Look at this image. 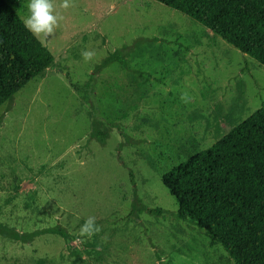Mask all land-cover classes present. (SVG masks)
I'll list each match as a JSON object with an SVG mask.
<instances>
[{
    "label": "rangeland",
    "instance_id": "374dc122",
    "mask_svg": "<svg viewBox=\"0 0 264 264\" xmlns=\"http://www.w3.org/2000/svg\"><path fill=\"white\" fill-rule=\"evenodd\" d=\"M4 1L24 21L28 0ZM64 3L53 32L34 34L53 66L0 106V224L73 238L0 234V264H235L175 218L161 175L264 103V67L154 0ZM123 46L124 64L96 71ZM95 119L103 144L89 138ZM137 200L163 213H136Z\"/></svg>",
    "mask_w": 264,
    "mask_h": 264
},
{
    "label": "trees",
    "instance_id": "16d2710c",
    "mask_svg": "<svg viewBox=\"0 0 264 264\" xmlns=\"http://www.w3.org/2000/svg\"><path fill=\"white\" fill-rule=\"evenodd\" d=\"M154 1L200 23L264 67V0ZM124 50L108 54L96 71L114 62L124 64ZM53 62L47 46L25 28L9 3L0 0V106L11 103ZM89 138L105 142L99 119L93 121ZM129 176L134 184L131 171ZM161 183L176 201V219L203 231L209 244L220 245L235 264H264V103L211 146L188 153L161 175ZM138 202L132 204L136 213H163ZM0 234L21 243L45 235L66 242L73 238L58 225L20 233L0 224Z\"/></svg>",
    "mask_w": 264,
    "mask_h": 264
},
{
    "label": "clouds",
    "instance_id": "9594fccd",
    "mask_svg": "<svg viewBox=\"0 0 264 264\" xmlns=\"http://www.w3.org/2000/svg\"><path fill=\"white\" fill-rule=\"evenodd\" d=\"M67 7V0L63 5ZM28 15L24 18V26L33 34L50 35L57 26L60 17L55 14L53 0H28ZM85 61L92 59V51L82 52ZM93 221L90 219L85 226V231L91 227Z\"/></svg>",
    "mask_w": 264,
    "mask_h": 264
}]
</instances>
